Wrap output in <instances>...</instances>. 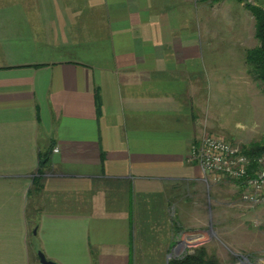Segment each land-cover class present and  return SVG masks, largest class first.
I'll return each instance as SVG.
<instances>
[{
  "label": "crops",
  "instance_id": "0c3cea01",
  "mask_svg": "<svg viewBox=\"0 0 264 264\" xmlns=\"http://www.w3.org/2000/svg\"><path fill=\"white\" fill-rule=\"evenodd\" d=\"M195 6L0 0V264H41L39 251L132 264L150 222L166 247L170 212L210 222L189 152L206 128L227 130L215 111L242 106L249 64L237 30Z\"/></svg>",
  "mask_w": 264,
  "mask_h": 264
},
{
  "label": "rangeland",
  "instance_id": "374dc122",
  "mask_svg": "<svg viewBox=\"0 0 264 264\" xmlns=\"http://www.w3.org/2000/svg\"><path fill=\"white\" fill-rule=\"evenodd\" d=\"M195 4L197 17L206 14L202 9L207 6L210 14L219 17L215 19L220 22L219 25L237 30L238 37L243 39L241 48L244 58L260 46L256 19L247 6L249 4L264 10V0H195ZM215 24L218 25L217 22ZM227 37L236 38V35L227 34ZM255 68L251 64L244 68L245 95L242 106L228 102L215 111L219 118L226 116L227 130L216 127L204 131L222 136L233 145L240 146L243 152L257 144L264 145V83L257 79L258 71ZM204 133L191 146L199 145ZM259 156L264 157V152ZM191 161L198 163L193 159ZM257 167L254 163L250 170L255 172ZM210 177L207 178L203 172V180L211 193L210 222L205 217V221L193 224L187 220L188 217L178 219L170 212L173 240L168 247L164 246L167 237L165 224L150 222L145 233L134 232L136 242L133 245L132 264H176V260L183 259L187 254H199L202 250L216 264H264V199L257 202L245 199L247 185L242 179L222 176L220 181H210ZM92 192L83 190L81 196L85 198Z\"/></svg>",
  "mask_w": 264,
  "mask_h": 264
},
{
  "label": "built area",
  "instance_id": "2783aa9c",
  "mask_svg": "<svg viewBox=\"0 0 264 264\" xmlns=\"http://www.w3.org/2000/svg\"><path fill=\"white\" fill-rule=\"evenodd\" d=\"M201 143L191 146L189 159L198 161L210 181L222 176L244 180L247 185L245 199L257 202L264 199V157L252 158L240 146H235L222 136L204 133ZM55 148V151H58ZM258 165L257 171L250 170ZM262 164V165H261ZM252 172V173H251Z\"/></svg>",
  "mask_w": 264,
  "mask_h": 264
},
{
  "label": "trees",
  "instance_id": "16d2710c",
  "mask_svg": "<svg viewBox=\"0 0 264 264\" xmlns=\"http://www.w3.org/2000/svg\"><path fill=\"white\" fill-rule=\"evenodd\" d=\"M253 13L256 19V35L260 41V46L251 50L247 56V62L252 66L255 65V70L258 73L257 79L264 83V10L261 7L247 6ZM264 87V84H263ZM250 157L259 156L264 152V145L257 144L256 147L244 151ZM176 264H216L217 262L213 258H209L205 251H201L199 254H187L183 259L175 261Z\"/></svg>",
  "mask_w": 264,
  "mask_h": 264
},
{
  "label": "water",
  "instance_id": "95a60500",
  "mask_svg": "<svg viewBox=\"0 0 264 264\" xmlns=\"http://www.w3.org/2000/svg\"><path fill=\"white\" fill-rule=\"evenodd\" d=\"M39 257H40L41 264H59L58 262L47 258L46 255L42 251H39Z\"/></svg>",
  "mask_w": 264,
  "mask_h": 264
}]
</instances>
